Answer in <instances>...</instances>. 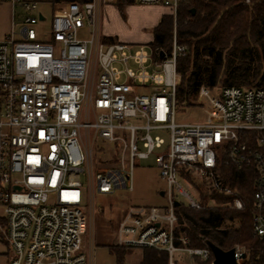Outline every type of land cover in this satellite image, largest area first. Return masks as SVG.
Wrapping results in <instances>:
<instances>
[{"label":"built area","instance_id":"obj_1","mask_svg":"<svg viewBox=\"0 0 264 264\" xmlns=\"http://www.w3.org/2000/svg\"><path fill=\"white\" fill-rule=\"evenodd\" d=\"M9 1L11 28L0 40V234L10 249L8 264H94L93 243L88 248L82 241L86 201L132 190L137 161L151 155L166 181L168 204L131 206L117 231L120 245L166 251L168 264H179L176 252L212 264L209 245L191 246L177 234L175 202L180 195L196 211L243 210L239 191L220 171L231 163L256 172L252 230L264 236V87L202 86L207 116L180 123L177 61L188 50L176 29L169 51L105 43L102 5L114 0ZM134 1L165 6L176 24L180 0ZM44 5L53 12L50 40L36 29L47 21ZM152 130H168L169 140ZM253 135L256 145L243 141ZM97 138L115 144V164L96 172ZM212 195L228 201L219 204ZM235 252L239 262L243 250Z\"/></svg>","mask_w":264,"mask_h":264},{"label":"trees","instance_id":"obj_2","mask_svg":"<svg viewBox=\"0 0 264 264\" xmlns=\"http://www.w3.org/2000/svg\"><path fill=\"white\" fill-rule=\"evenodd\" d=\"M75 1L87 0H50L53 5ZM134 2L116 0V5L123 12L126 5ZM176 20L177 39L188 50L187 55L177 61L180 78L176 104L179 110L198 105L197 96L202 86L264 87V71L245 60L250 55V49L246 48L248 42L264 49V0H180ZM173 28V15L163 14L153 29V39L149 45L155 50L169 51ZM103 41L112 43L115 39L103 36ZM234 49L245 60L241 61V65L235 66L229 56ZM252 83L256 84L246 86ZM243 141L256 145L254 135ZM220 171L225 181L232 188H237L245 208L234 210L227 206H216L196 211L179 203L175 207L180 217L177 234L187 236L190 245L196 247L213 243L228 251L239 246L245 258L240 259L238 264H264V236H255L252 230L256 172L251 166L232 163L222 165ZM211 198L219 204L228 201V198L218 195ZM129 247L108 248L115 254L118 264H124ZM168 260L166 251L146 247L140 264H168ZM196 261L197 264H205Z\"/></svg>","mask_w":264,"mask_h":264},{"label":"rangeland","instance_id":"obj_3","mask_svg":"<svg viewBox=\"0 0 264 264\" xmlns=\"http://www.w3.org/2000/svg\"><path fill=\"white\" fill-rule=\"evenodd\" d=\"M130 5L136 7V9L142 6L144 10H147L146 12H151V10H153L156 15L168 10V8L162 5H147L138 2L129 4V6ZM116 6V0L113 2H104L102 5L101 28L103 36H105L104 33L106 30H111L113 33L111 36L115 41L133 45L146 41L148 42L147 44H149L152 31L149 29H140L139 17L135 20H128L124 12L116 10ZM40 10L45 13L47 21L39 23L36 29L40 38L42 37L44 40H50V20L53 12L51 7L47 5L41 6ZM168 14H171L170 9ZM149 16L152 17V12ZM10 28V1L0 0V40L5 38ZM175 29L176 24L174 22L173 34ZM85 30H83L82 34H87ZM246 48L250 49V55L249 59L246 58L245 60H248V63L260 67L261 71H264V49L255 46L251 42L246 44ZM231 52L229 56L234 61L235 66L241 65V61H245L241 59L242 55L237 49ZM147 69L150 72L153 71L151 64L147 66ZM255 84L256 83H252L246 86H253ZM139 91L143 92L147 90L139 89ZM197 102L198 105L185 110L178 109L177 121L180 123L201 122L202 119L207 116V112L203 107L204 104L200 100L199 95L197 96ZM131 121L137 122V120L132 119ZM139 123L142 122L139 121ZM151 134L153 136H160L166 141L169 140L168 130H152ZM93 156L94 171L97 172L102 168L112 167L115 164V161L112 160L115 158V144L102 138H97L93 145ZM154 158L155 155H151L148 159L137 161L132 172V190L121 189L107 195L96 193L93 198L89 197L86 201L84 205L85 220L82 231V241L88 248L90 244L93 243L94 264H118L115 254L112 253L108 247L124 246L117 242V231L130 206L160 208L168 204L167 195L162 194V192L167 189L166 181L161 177L160 169L155 163ZM81 181L84 184V188H87L88 180L85 173L81 175ZM178 199L181 203L186 204L184 197L178 195ZM2 215L3 210L0 208V220ZM145 248L146 247L140 246L129 247L124 257V263L140 264ZM9 257L10 249L0 234V264H8ZM175 259H177L179 264H197V261L185 252H176Z\"/></svg>","mask_w":264,"mask_h":264},{"label":"crops","instance_id":"obj_4","mask_svg":"<svg viewBox=\"0 0 264 264\" xmlns=\"http://www.w3.org/2000/svg\"><path fill=\"white\" fill-rule=\"evenodd\" d=\"M115 8H116L117 11H119L117 6ZM137 9H136V7H134L132 5H130V6L126 5L124 7V11L123 12H124V14H125V16H126V18L128 20H135L137 17H139V27H140V29H149V30L152 31L151 39H150V41H151L153 39V29L159 23V20H160L161 16L163 14L169 13V9L167 11H164L161 14H157V15L155 14V12H153V10H151L152 17L149 16L151 12H146L147 10L146 9L144 10V7L139 6V9L138 10ZM104 35L105 36H111V35H113V33L111 32V30H106ZM143 43H148V42L145 41ZM143 43H139V44H143ZM127 212H128V210L126 211V213ZM124 216H126V214Z\"/></svg>","mask_w":264,"mask_h":264},{"label":"water","instance_id":"obj_5","mask_svg":"<svg viewBox=\"0 0 264 264\" xmlns=\"http://www.w3.org/2000/svg\"><path fill=\"white\" fill-rule=\"evenodd\" d=\"M192 12H194V10H192ZM163 54L164 53L161 52V57H163ZM162 194L164 193L162 192ZM178 204L179 202H175L176 206ZM208 245L214 255V261L212 264H238L235 249L225 251L213 243H209ZM241 258H245V253L241 254ZM124 264H129V263L125 262Z\"/></svg>","mask_w":264,"mask_h":264}]
</instances>
